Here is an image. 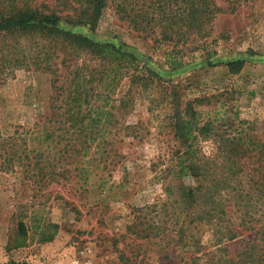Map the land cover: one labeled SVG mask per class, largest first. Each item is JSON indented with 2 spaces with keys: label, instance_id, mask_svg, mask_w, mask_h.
<instances>
[{
  "label": "trees",
  "instance_id": "16d2710c",
  "mask_svg": "<svg viewBox=\"0 0 264 264\" xmlns=\"http://www.w3.org/2000/svg\"><path fill=\"white\" fill-rule=\"evenodd\" d=\"M221 1L226 9L219 6ZM250 1L0 0V84L24 68L53 77L52 113L9 136L0 130V170L19 173L37 192L62 180H77L84 198L97 189L96 204L106 202L114 187L104 176L93 182V176L96 170L111 172L123 163L125 157L114 149L118 142L143 140L141 122L127 119L139 101L148 103L151 113L166 110L164 126L171 130L175 146L158 177L166 200L141 209L143 220L135 228L143 226L139 233L145 237L159 234L167 230L161 221L171 213L168 220L179 226L177 243L190 254L180 264H264V141L254 133V124L240 121L238 114L234 119L220 117L217 111L203 119L205 113L197 109L210 99L184 102L179 86L143 62L136 49L75 32L80 26L95 27L112 7L157 49L168 46L167 65L176 70L183 66L185 52L196 49L197 39L210 36L219 13H234ZM59 48L83 58L69 77L59 74ZM244 65L243 60L227 63L234 73ZM123 82L128 89L119 98L115 92ZM219 103L225 109L226 104ZM207 141L214 145L209 155L202 146ZM187 179L194 183L187 184ZM24 227L21 222L22 231ZM207 231L211 243L203 249L197 239ZM246 235L249 238L240 241ZM25 241L26 235L15 247Z\"/></svg>",
  "mask_w": 264,
  "mask_h": 264
},
{
  "label": "rangeland",
  "instance_id": "374dc122",
  "mask_svg": "<svg viewBox=\"0 0 264 264\" xmlns=\"http://www.w3.org/2000/svg\"><path fill=\"white\" fill-rule=\"evenodd\" d=\"M219 6L226 9L222 1ZM75 30L96 41L136 49L143 62L158 70L168 83L179 86L177 91L184 102L211 100L197 109L205 113L203 119L214 111L230 119L238 114L240 121L254 124V133L264 141V0L242 4L234 13H219L210 25V36L197 39L196 49L185 52L183 66L176 70L167 65L168 46L157 49L151 38L120 20L112 7L95 27L80 26ZM57 54L62 77H69L83 63V58L70 50L59 48ZM236 60H243L245 65L234 73L227 63ZM52 80L49 73L24 68L15 70L0 84V130L4 136L13 134L19 126L31 127L52 113ZM127 89L128 85L121 83L116 96L122 97ZM220 101L226 104L225 109L219 108ZM148 106L139 101L127 119L135 124L141 122L143 140L124 138L118 142L114 149L125 157L123 163L111 172L96 170L93 176V182L104 176L114 187L109 193L112 198L106 202L96 204L97 189L84 198V188L76 184L77 180H62L37 192L35 185L24 182L19 173L0 170V264H180L185 255L190 256L177 243L179 226L168 220L171 213L161 221L167 230L159 234L145 237L139 233L143 226H134L143 220L141 209L165 202L163 183L158 177L175 146L171 130L164 126L166 110L151 113ZM202 146L206 154L213 152L210 141ZM186 183L194 182L187 179ZM21 222L25 224L24 231L20 229ZM55 230L53 239L46 241ZM25 235V245L16 248V241ZM248 238L246 235L240 241ZM197 241L207 249L210 232H202Z\"/></svg>",
  "mask_w": 264,
  "mask_h": 264
}]
</instances>
